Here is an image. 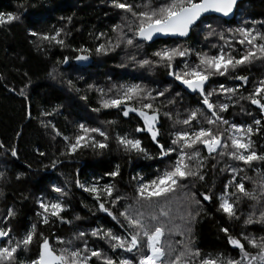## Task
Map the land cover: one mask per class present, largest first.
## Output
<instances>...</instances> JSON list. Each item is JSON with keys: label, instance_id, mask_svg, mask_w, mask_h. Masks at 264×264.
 I'll return each mask as SVG.
<instances>
[{"label": "trees", "instance_id": "trees-1", "mask_svg": "<svg viewBox=\"0 0 264 264\" xmlns=\"http://www.w3.org/2000/svg\"><path fill=\"white\" fill-rule=\"evenodd\" d=\"M129 2L142 4L147 0ZM152 2L155 5L160 0ZM21 4L24 7H20ZM0 12H12L20 16L12 24L0 27V144L4 145L0 148V226L11 227V234L20 237L35 223L37 233L49 237L54 246H58L57 237L67 240L79 231L90 233L97 227L111 228L114 232L122 233L120 224L107 213L101 212L93 195L77 187L76 181L85 184L88 180L99 179L100 185L105 182L113 183L117 190L114 195L126 194L129 197L128 200L119 202L123 205L132 202L136 184L133 177L145 180L154 178L158 170L164 169L168 158H160L159 148L147 133L134 131L138 124L142 123L135 114L126 119L118 109L93 112L92 109L98 107V94L95 89H89L87 86L93 84L107 89L113 84L136 82L154 90L167 89L166 96L175 102L164 110L170 109L174 118L176 113H180L183 118L186 110L203 107L199 102V95L187 93L178 81L167 75L164 68L154 72L139 68L126 58V52L122 48L107 55L95 53L97 43L101 42L96 36L101 32L109 37L113 36L111 27L120 22L121 10L112 6V0H0ZM204 21L205 24H210L216 33H224L226 38H231L229 29L239 27L255 28L264 33V0H247L240 3L232 20L213 16L204 18ZM205 24L194 28L191 37L185 40L168 39L153 44L145 43L137 52V58L150 57L153 51L174 44L194 50L190 62L196 60V51L215 54L218 48L224 45V41L220 40L218 35L208 36L210 29ZM56 29H62L61 38L65 41L63 47L47 42L37 47V37L30 35L31 31L52 33ZM213 44H216L217 48L211 47ZM81 47L91 49L88 53L93 58L90 67H78L74 62L75 57L81 53L73 49ZM232 47L238 51L243 50L234 42ZM65 57L68 58L67 63L63 62ZM236 74L247 76L248 83L215 76L210 78L206 89L211 90L218 87V83H224L229 87L238 86V94L246 97L258 82L264 79V61L255 60L251 64L242 65L236 70ZM68 80L73 81L74 88L68 87ZM21 90L23 95L20 94ZM82 96L87 99H81ZM217 98L214 95L211 99ZM159 99L163 100L164 97ZM219 99L225 100V97L220 96ZM222 115L230 122L252 125L254 129L258 127L259 131L254 132L251 140L254 149L258 153H264V115L255 105L248 100H240L231 104L228 111ZM254 119L260 120L261 124H253ZM106 121L114 123H102ZM42 122L54 124L67 136L73 135L79 123L99 126L109 135L108 147L96 150L82 148L72 156L61 155L65 148L64 140L62 137L53 139L51 128H45ZM158 127V141L169 144L170 133L174 130L173 120L161 115ZM123 133L140 138L148 156L143 153L125 152L116 141V136ZM199 147L202 155L207 157L206 149H203L202 145ZM13 148L16 150V156L11 154ZM39 152L45 155L41 156ZM54 160L57 161L55 168L51 166ZM225 163L246 167L240 162L229 161L227 157L223 160L218 156L215 160L208 159L205 168L206 181H197L191 190L208 192L211 189L212 199L203 201L200 197L203 205L200 214L195 221L187 225L179 218L182 200L179 196L174 197L171 205L172 221L169 226L174 225L175 231L170 236L166 233L163 238L165 242L171 241L173 246L179 249L180 243L189 238L187 233L182 234V230L190 227L192 247L199 248L202 255L223 254L235 257L238 254V250L232 249L227 243L225 233L220 231L221 227H227L231 234L236 235L242 228V220L229 221L227 216L218 210V196L224 182L229 178L227 171H219ZM213 164L216 165L215 168ZM117 165L118 176L113 178L104 175L114 170ZM262 171L264 162L255 161L253 167L247 169V175L259 178ZM41 177H47L49 180L38 185L37 181ZM55 184L63 188L66 194L60 196L53 192L52 185ZM245 187L252 189L253 184L246 180ZM54 195L64 199L65 211L61 215L70 223L61 222L57 218L48 224L40 222V217L36 214L38 201H48ZM252 203L243 198L236 207L238 211L247 214ZM106 207L110 205L106 204ZM256 207L258 209L259 204ZM8 208H12L15 215L5 221ZM77 216L80 219H76ZM247 231L260 236L264 234V225H249ZM85 239L89 247L103 249L114 257L132 255L120 250L112 253L104 240L90 234ZM75 243L80 244L81 241L77 240ZM37 250L38 244L34 240L29 251L20 253V258L26 260L34 257Z\"/></svg>", "mask_w": 264, "mask_h": 264}, {"label": "snow or ice", "instance_id": "snow-or-ice-1", "mask_svg": "<svg viewBox=\"0 0 264 264\" xmlns=\"http://www.w3.org/2000/svg\"><path fill=\"white\" fill-rule=\"evenodd\" d=\"M236 0H160L153 4L152 0L146 3L136 4L129 0H112V6L121 10L120 22L112 25L109 37L101 32L96 36L98 41L95 47L96 54L107 55L117 49L126 52V58L141 69L154 72L164 68L167 75L178 81L192 93H198L200 104L197 107L186 110V115L181 118L180 113L174 115L172 111L164 110L168 105L174 104V99L168 98L167 89L154 90L143 83L128 82L113 84L107 89L89 84V89L97 92L98 107L93 112L118 109L123 117L127 118L134 113L142 123L135 128L136 133H147L151 140L159 148V156L167 157L168 162L163 170H158L154 178L145 180L137 179L131 203L120 205V201H126V194H116L115 185L105 182L100 185L99 179L91 184H82L76 181V186L93 195L99 210L107 213L114 221L120 224L122 233L114 232L111 228L97 227L90 233L79 231L72 238H56V245L50 243V238L43 233H37V225L34 223L25 231V234L17 237L12 235L11 227L0 226V264H264V234L255 236L247 231V227L253 224L264 225V171L259 178L247 175V169L253 167V162H264V153H258L251 140L254 132L259 128L252 125H241L227 120L222 113L228 111L233 103L240 100H248L264 114V79L245 97L239 93V87H229L224 83H218V87L207 90L206 83L215 76L226 77L248 83V77L236 74V70L242 66L253 63L255 60L264 61V33L255 28L239 27L229 29L231 38H226L224 33H216L210 24H205L206 14H221L227 17L232 11ZM20 7H24L23 4ZM20 18L17 13L0 12V27L10 25ZM69 21L71 18H68ZM205 24L210 29L208 36L218 35L224 45L218 48L215 54L205 51H196L195 61L190 62L193 49L179 44L161 47L151 53V56L137 58V52L146 42L152 41L157 34L173 37H187L193 28ZM62 29H56L52 33L31 31L30 35L37 37V47L41 43L65 46L61 38ZM207 38V37H206ZM236 43L242 51L232 47ZM217 48L216 44L211 45ZM132 49L134 51H128ZM80 52L75 57L78 61L89 59L91 49L81 47L73 49ZM68 58H64L67 63ZM179 61V63H177ZM123 66V65H122ZM55 72V69H53ZM69 88H74L73 81L68 80ZM79 91V89H76ZM23 95V90H21ZM179 95V93H177ZM216 95L218 98L212 100ZM224 96L225 100L219 97ZM160 97H164L160 100ZM81 99H87L82 96ZM243 110V108H242ZM250 114V113H249ZM51 115V113H43ZM163 115L173 120L174 130L170 133V142L165 145L158 141L160 130V117ZM102 123L112 124L113 121ZM45 128H51L52 138L62 137L65 142L61 155L72 156L82 148L105 149L108 147L109 135L99 126H91L79 123L72 136L61 133L54 124L42 122ZM253 124L259 126L260 120L254 119ZM176 125L181 127L176 128ZM117 144L127 153H143L148 156L142 140L135 135L127 133L116 136ZM206 149L208 156L202 155L201 148ZM4 145L0 144V148ZM12 156H16V150L11 149ZM174 154V158H173ZM43 156L45 153L39 152ZM217 156L223 160L242 163H225L220 168L221 173L228 172L229 178L224 182L221 193L218 196V210L224 213L229 221L242 220V228L236 235L231 234L227 227H221L227 237V243L232 249L238 250L233 256L202 255L199 248L192 247L190 233L191 228L182 230L189 238L180 243V248L173 246L171 241L165 242L166 233L170 236L175 231V226H169L172 221L171 205L173 198L179 196L182 200L180 208V220L190 225L199 216L203 207V201L212 199L211 189L208 192H193L197 181H206V162L215 160ZM57 161L52 162L55 168ZM219 163V161H217ZM216 165L213 164V168ZM241 173H244L241 175ZM104 175L115 178L119 175V165ZM49 178L41 177L37 184L41 185ZM253 184L252 189L245 187V181ZM231 189V191H230ZM52 191L60 196L65 195L63 188L52 185ZM247 198L253 203L250 211L245 214L238 211L236 205L241 199ZM42 212H37L40 222L48 224L50 217H55L61 222L66 221L61 215L65 211V204L57 197L45 201H38ZM106 204L110 207H106ZM257 204L259 208L257 209ZM119 205V207H118ZM112 209H116L114 212ZM12 208L7 209L5 221L14 217ZM122 218V219H121ZM80 219V217H76ZM91 235L104 240L112 253L120 250L131 256L114 257L103 249L89 247L86 236ZM6 240V243L3 241ZM36 240L38 244L37 254L28 259H21L20 253L29 251L30 246ZM81 241L80 244L75 241ZM95 258V260L93 259Z\"/></svg>", "mask_w": 264, "mask_h": 264}, {"label": "water", "instance_id": "water-1", "mask_svg": "<svg viewBox=\"0 0 264 264\" xmlns=\"http://www.w3.org/2000/svg\"><path fill=\"white\" fill-rule=\"evenodd\" d=\"M244 1H247V0H236V3H235V5H234V7H233V11H232L227 17L222 16L221 14L212 13V14H206L204 18H207V17H213V16H214V17H219V18L225 19V20H232V19L235 17V15H236L238 5H239L240 3H242V2H244ZM248 1H250V0H248ZM251 1H252V0H251ZM204 18H203V19H204ZM193 29H194V28H193ZM193 29H192V30H193ZM192 30H191V32L189 33V35H188L187 37H173V36H165V35L157 34V35H155V36L153 37V40H152V41H149V42H146V43H147V44H153V43H155L156 41H159V40H168V39H171V40H177V39H179V40H185V39H188V38L191 37ZM74 62H75V64H76L78 67L87 68V67H90V66L92 65V63H93V58H92L91 56H89V59L86 60V61H78V60L74 59ZM171 79H173V78L171 77ZM209 82H210V81H208V82L206 83L205 88L208 87ZM179 84H180V83H179ZM180 86H181V87H182L187 93H189V94H191V95H199L198 93H192L190 90H187V89H186L183 85H181V84H180ZM133 114H134V113H130V116L133 115ZM130 116L127 117L126 119L130 118ZM160 158H161V157H160ZM165 158H167V157H164V158H161V159H165Z\"/></svg>", "mask_w": 264, "mask_h": 264}, {"label": "rangeland", "instance_id": "rangeland-1", "mask_svg": "<svg viewBox=\"0 0 264 264\" xmlns=\"http://www.w3.org/2000/svg\"><path fill=\"white\" fill-rule=\"evenodd\" d=\"M95 181V180H94ZM93 180H88L85 184H91L92 182H94ZM56 185V184H55ZM58 186V185H57ZM59 195V194H58ZM58 195H54L52 198H50V199H53V198H59L63 203H64V199L63 198H61V197H59ZM49 199V200H50ZM45 201H47V200H45ZM39 206V205H38ZM37 212H42V209H40L39 207H38V210L36 211V214H37ZM50 219V222L52 221V220H54L55 219V217H50L49 218ZM49 222V223H50ZM163 239V238H162ZM6 243V242H5Z\"/></svg>", "mask_w": 264, "mask_h": 264}, {"label": "flooded vegetation", "instance_id": "flooded-vegetation-1", "mask_svg": "<svg viewBox=\"0 0 264 264\" xmlns=\"http://www.w3.org/2000/svg\"><path fill=\"white\" fill-rule=\"evenodd\" d=\"M264 115V114H263ZM136 116V115H135ZM137 117V116H136ZM139 118V117H138ZM148 135V134H147ZM148 136H150V135H148Z\"/></svg>", "mask_w": 264, "mask_h": 264}]
</instances>
